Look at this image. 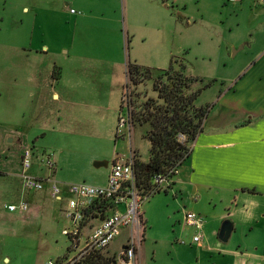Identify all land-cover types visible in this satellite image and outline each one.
Masks as SVG:
<instances>
[{
    "label": "rangeland",
    "instance_id": "rangeland-1",
    "mask_svg": "<svg viewBox=\"0 0 264 264\" xmlns=\"http://www.w3.org/2000/svg\"><path fill=\"white\" fill-rule=\"evenodd\" d=\"M263 49L264 4L258 0H0V129L7 118L26 113L30 135L38 133V68L49 77L55 72L53 79L62 82L59 90L69 91L73 99L72 117L69 108H63L62 134L54 139L55 145L46 143L54 148H44L33 138L21 144L10 143L12 137L0 139V264H48L72 255L60 216L46 220L43 214L38 218L8 209L22 202L30 206L21 166L27 149L34 153L35 164V156L43 158L44 151L52 155L55 167L45 169L57 182L103 186L109 168L96 169L95 161L112 163L116 156L128 160L134 152L137 160L149 162V107L154 103L165 110L155 86L164 95L175 84L177 95L185 94L184 75L194 80L195 106H205L231 87ZM131 67L138 68V76L131 78ZM168 72L167 87L163 83ZM24 77L31 83L26 97L19 86L14 93L4 90L3 82ZM129 104L139 113L134 111L130 131H119L120 114L125 116ZM25 126L23 131L28 130ZM188 164L180 167L185 176ZM247 176L216 182L212 176L177 199L166 193L150 197L140 210L149 220L140 264H264L261 256H220L237 244L252 250L263 239L260 230L239 226L228 243L218 245L224 221L235 224L251 213L260 217L250 211L260 209L264 182ZM190 196L198 203L191 210L202 218L206 238L212 240L202 250L192 241L195 230L183 222L181 210ZM48 206L52 207L50 201ZM181 228L187 234L183 245ZM126 236L124 231L108 249L116 259ZM112 260L103 264H113Z\"/></svg>",
    "mask_w": 264,
    "mask_h": 264
},
{
    "label": "crops",
    "instance_id": "crops-1",
    "mask_svg": "<svg viewBox=\"0 0 264 264\" xmlns=\"http://www.w3.org/2000/svg\"><path fill=\"white\" fill-rule=\"evenodd\" d=\"M72 15L77 16V12ZM37 73L39 76L35 79L38 86L36 108L40 110L37 114V119L40 123L39 131H37L38 133H34L33 131L34 135H30L28 128L29 121L27 120L28 115L26 113H22L21 116L14 114L12 118L6 119L4 122L5 125L1 123L3 129H0V139L3 136L6 138L12 137L13 139H10V143L21 144V142L26 141V139L30 140L33 138L35 141L42 143L43 146H45L44 148H52L53 146L46 143L54 144V139L62 134L59 125L63 118V108L67 109V111L68 108L69 110L73 108V99H70L71 94L69 91L59 90V86L62 82L59 81L58 78L53 79L55 72L51 73V77H49V73L47 74V72L38 68ZM2 84H4L5 91L9 89V91L13 93L17 90L16 86H19L21 93L25 94V97L29 94L31 88V83H29L26 77L23 79L12 78L8 82H3ZM70 91L73 92V89ZM13 96L16 97V101H20L18 95ZM200 108H207L208 113L203 122L201 132L192 144V151L186 159L190 167L187 174L188 176L180 172L173 186V190L160 193L171 194L177 199L179 194H185L187 191L191 192V188H198L201 183L200 180H209L212 176H214V182L229 179L235 180V178L246 175H248V178L254 177L258 181L264 182V49L260 57L240 75L231 87L226 91L218 93L213 101L206 103L205 106L202 105ZM72 113L73 110H70L69 114L71 117ZM66 117H68V115ZM57 121L58 123H56ZM24 126L28 129L27 131L22 130ZM22 132H25V134ZM43 155V158L47 156L52 158V155H46V151H44ZM39 159L41 160L42 157L37 159L38 162H36V164H33L32 168L29 170L30 175L39 179H46L50 176L48 173L49 171L41 165ZM63 182L65 181L61 180L58 183L62 185L68 184ZM104 185H106V183ZM263 185L264 183L260 184V186ZM250 189L253 190V195L258 193L254 186H251ZM28 196L30 199V206L26 213L31 212L33 216L38 218H41L43 214V218L46 220H48L50 215L53 216L56 214V216H60L61 221L62 219L64 220L62 227L64 228L65 203L54 201L48 189L40 192H28ZM48 201H50L52 207L48 206ZM192 201V197L190 196V199H187L188 204L186 205L187 207L185 206L186 209L189 208L191 210L193 207L197 206L198 203L193 204ZM258 208L260 209H253V211L251 210L250 212L259 213V218L258 216L256 218V216L251 213L247 218L245 217L242 218L241 221H235L234 231L236 227L239 226L243 230H260L263 233L261 242L252 250L248 249L246 245L237 244L235 249H230L220 256H261L259 258H262L264 261V215L260 214L261 211L264 212V200L260 202ZM183 209L181 212H183ZM142 216L144 220V233L140 249L137 251L138 264L142 261L141 248L143 242L146 241V233L149 225V220L144 217V215ZM220 220H222V218H220L219 221ZM209 222L210 221L207 222V225L211 233L213 225L211 224L210 226ZM185 227L195 230L193 237L198 233L202 234V243L197 244L200 250L204 249L205 245L210 244L212 241L210 238H206V230L204 231V227H202L201 231L187 225ZM125 231H127L126 243L130 235V230ZM186 236L187 234H185L184 229L181 228L178 237L181 239L179 242L182 245L186 243L184 240ZM257 252H259V254ZM105 255L101 257L106 260L114 258V260H112L113 264H117L115 261L124 264L120 256L116 259V256H112L109 251H107Z\"/></svg>",
    "mask_w": 264,
    "mask_h": 264
},
{
    "label": "built area",
    "instance_id": "built-area-1",
    "mask_svg": "<svg viewBox=\"0 0 264 264\" xmlns=\"http://www.w3.org/2000/svg\"><path fill=\"white\" fill-rule=\"evenodd\" d=\"M264 4V0H258ZM72 14L76 12L71 10ZM119 131L132 127L131 114L127 106L125 116L120 114ZM178 141L186 145L189 153L192 144L184 134H179ZM135 153L132 152L128 160L116 159L109 167V173L104 186L88 184L62 185L54 181L51 176L39 179L28 174L33 166L34 153L27 149L22 158V180L25 190L28 192H40L49 190L51 198L59 203H65L64 218L68 223L62 229V235L71 241L72 255L48 264H87L93 262L96 256H104L113 242L125 230H130V235L125 245L120 249L119 256L124 264H134L136 252L140 249L143 233L144 220L141 207L153 195L173 190L180 174L183 162L176 166L165 169L163 172L152 176L149 186L141 184L135 171ZM37 160V159H36ZM41 165L53 170L55 165L49 156L40 160ZM182 163V164H181ZM122 208V209H121ZM11 212H26L29 205L22 202L20 205L9 206ZM184 223L201 231L203 220L197 214L183 209ZM98 221V225L93 222ZM201 233L196 234L192 241L202 243Z\"/></svg>",
    "mask_w": 264,
    "mask_h": 264
},
{
    "label": "trees",
    "instance_id": "trees-1",
    "mask_svg": "<svg viewBox=\"0 0 264 264\" xmlns=\"http://www.w3.org/2000/svg\"><path fill=\"white\" fill-rule=\"evenodd\" d=\"M137 71L138 68L131 67V78L133 74L138 76ZM169 75H171L170 72L166 73V77L168 79L163 83L167 85V87V83L170 82ZM183 77V82L185 84L184 88L187 90L185 94L182 93L177 95L178 87H176L175 84L172 86L171 90L166 92L164 95L160 92V86L158 89L155 86V89L159 93V101L164 103L165 110H163L159 104L156 106L153 103L150 107L148 106L151 117L150 120L148 118L146 121H151L150 126L153 127L147 134V138L151 142L150 160L145 164L137 160L135 157L136 163L134 165L140 182L144 186H149L150 180L154 174L176 166L178 163L186 161L189 157L190 153L188 148L186 145L184 146L180 144L177 139L179 134L186 135L188 143L192 144L202 130V125L208 113V109L195 106L198 93L191 91V85L194 80L189 79L184 75ZM174 80L178 81L176 79ZM156 107L158 108V111H154ZM128 109L130 111L133 124V122H135V110L133 105L129 104ZM140 120L141 118L139 121ZM35 157L38 159L37 156ZM104 260L106 259L101 256H96L95 260L89 264H103Z\"/></svg>",
    "mask_w": 264,
    "mask_h": 264
},
{
    "label": "water",
    "instance_id": "water-1",
    "mask_svg": "<svg viewBox=\"0 0 264 264\" xmlns=\"http://www.w3.org/2000/svg\"><path fill=\"white\" fill-rule=\"evenodd\" d=\"M241 49H243V46L239 48V50ZM239 50L234 51V54L235 52L237 53ZM116 158H118V156H116ZM93 165L96 169H100V168L108 169L110 167V162L105 160L103 161L98 160L95 161ZM233 231H234V224L231 220H226L222 223L220 231L218 233L219 246L228 243V241L230 240L233 234Z\"/></svg>",
    "mask_w": 264,
    "mask_h": 264
},
{
    "label": "flooded vegetation",
    "instance_id": "flooded-vegetation-1",
    "mask_svg": "<svg viewBox=\"0 0 264 264\" xmlns=\"http://www.w3.org/2000/svg\"><path fill=\"white\" fill-rule=\"evenodd\" d=\"M114 160H116V159H114ZM114 160H113V161H114ZM113 161H112V162H113ZM110 164H111V163H110Z\"/></svg>",
    "mask_w": 264,
    "mask_h": 264
}]
</instances>
